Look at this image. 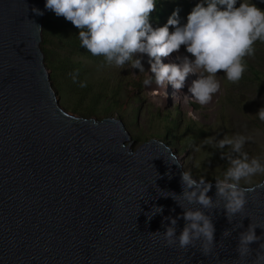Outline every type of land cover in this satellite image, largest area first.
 Returning <instances> with one entry per match:
<instances>
[{"label":"water","instance_id":"1","mask_svg":"<svg viewBox=\"0 0 264 264\" xmlns=\"http://www.w3.org/2000/svg\"><path fill=\"white\" fill-rule=\"evenodd\" d=\"M47 11L45 0H0V264H252L255 253L238 260L236 247L251 221L264 235V187L252 186L231 223L223 209L206 210L216 228L210 254L199 242L167 245L156 231L183 212L163 196L182 192L180 157L156 138L133 149L120 119L60 105L41 48ZM153 205L164 211L149 220Z\"/></svg>","mask_w":264,"mask_h":264},{"label":"clouds","instance_id":"2","mask_svg":"<svg viewBox=\"0 0 264 264\" xmlns=\"http://www.w3.org/2000/svg\"><path fill=\"white\" fill-rule=\"evenodd\" d=\"M157 4L158 0H45L46 9L63 16L79 29L82 47L94 56H103L109 65L138 69L139 73H144L145 86L171 84L179 91L185 87L187 77L195 75L188 87L191 95L185 94V98L201 105L208 104L220 90L217 73L224 70L227 80L239 81L248 67L245 57L254 55L257 40L264 42V9L254 0H198L186 21L180 17L177 7L166 23L154 25L151 13ZM33 11L43 14L39 8ZM181 46L187 54L179 53ZM173 53H176L175 59L165 62L164 58ZM145 58L148 69L143 63ZM78 72L77 69L72 74L74 81L78 79ZM86 86V80L80 81V87ZM256 115L264 121V106ZM249 139L237 134L219 141L220 148L230 145L236 155L215 178V199L208 194L213 182L205 177L196 178L186 170L181 173L182 192L166 191L169 194L163 196H171L183 209L176 217H164L170 224L165 225V231H156L167 245L178 243L180 248H189L199 242L203 253L210 254L217 245L216 228L206 210L223 209L230 223L244 212L249 194L254 191L248 185L256 174H264V157L250 156L244 151ZM256 186L264 187V182ZM184 202L199 207H188ZM163 211V205H153L146 215L151 220ZM181 217L185 223L178 234ZM243 227L241 222L238 228ZM257 227L251 221L239 232L236 259L243 260L255 253L252 264H264V235H257ZM231 235V229L224 230L223 236ZM255 242H259L258 248L253 249Z\"/></svg>","mask_w":264,"mask_h":264},{"label":"rangeland","instance_id":"3","mask_svg":"<svg viewBox=\"0 0 264 264\" xmlns=\"http://www.w3.org/2000/svg\"><path fill=\"white\" fill-rule=\"evenodd\" d=\"M186 2L192 9L198 0ZM254 2L264 9L261 0ZM191 9L182 10L183 21L187 18L184 14ZM167 19L155 25H162ZM45 47L50 52L49 58L44 54L45 64L60 105L70 114L84 118L120 119L134 141L133 149L153 138L159 139L176 150L186 171L212 182L236 155L230 145L219 147L221 139L237 134L247 136L250 139L244 151L250 156L264 157V121L256 115L264 106V42L257 40L254 55L245 57L247 64L260 74V79L246 70L239 81L232 82L223 75L224 70H220L217 78L221 88L205 105L185 96L179 98L175 89L168 97L163 86L155 83L145 86L144 73H139L138 69L120 68L107 64L104 59L98 61L71 54L55 41L47 42ZM41 48L44 50L43 33ZM179 51L185 53L184 46ZM175 56L173 53L164 59L169 62ZM143 63L145 69L150 67L147 58ZM77 69L78 79L74 81L72 74ZM84 80L87 86L82 88L80 81ZM155 92L160 93V101L155 99ZM263 179L264 174H256L248 186L257 185Z\"/></svg>","mask_w":264,"mask_h":264},{"label":"trees","instance_id":"4","mask_svg":"<svg viewBox=\"0 0 264 264\" xmlns=\"http://www.w3.org/2000/svg\"><path fill=\"white\" fill-rule=\"evenodd\" d=\"M180 8V13L184 8L190 10V4L186 0H158L157 8L154 13H151L152 23L155 25L157 21L164 20L169 17L172 12L177 8ZM187 16L184 14V17ZM43 51L49 58V51L45 47L47 42L55 41L58 46H61L68 50L71 54H81L87 56L93 60H103V56H94L86 48L82 47L78 37L79 29L74 26L70 21L66 20L63 16H56V14L48 10L44 19L43 25ZM56 65L57 62L53 61ZM59 63V61H58ZM247 70L254 76L259 78L260 74L256 72L249 64H247ZM260 79V78H259Z\"/></svg>","mask_w":264,"mask_h":264},{"label":"bare ground","instance_id":"5","mask_svg":"<svg viewBox=\"0 0 264 264\" xmlns=\"http://www.w3.org/2000/svg\"><path fill=\"white\" fill-rule=\"evenodd\" d=\"M179 53H180V54H185V53H183L182 51H179ZM164 61L167 62L165 59H164ZM195 78H196L195 75L190 74V75L187 77V79H186L185 87H184L183 89L177 91V92L175 91V92H176V96H178L179 98H182V96H185V94H187V95L190 96L191 93H189V91H188V87L191 85L192 80L195 79ZM163 87H164V89L166 90V94H167V96L170 97V96L173 94L172 92L174 91V88L172 87V85L169 84V85H167V87H165V86H163ZM170 89H171V90H170ZM172 89H173V91H172ZM155 99H156L157 101H160V99H161V97H160V93L155 92Z\"/></svg>","mask_w":264,"mask_h":264}]
</instances>
